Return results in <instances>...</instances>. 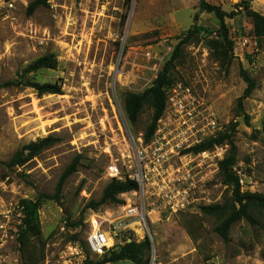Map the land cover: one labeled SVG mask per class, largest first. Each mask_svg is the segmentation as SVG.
<instances>
[{
    "label": "rangeland",
    "instance_id": "374dc122",
    "mask_svg": "<svg viewBox=\"0 0 264 264\" xmlns=\"http://www.w3.org/2000/svg\"><path fill=\"white\" fill-rule=\"evenodd\" d=\"M33 1L0 0V83L17 78L38 58L54 54L57 68L38 72L35 81L62 86L63 95H39L32 88L0 89V224L7 212L12 224L18 223L21 200L54 195L65 170L80 157L59 201H45L40 209L41 240L46 243L40 264L46 260L60 264L75 235L87 254L88 220L93 213L108 216L113 209L87 207L101 198L109 183L103 174L108 160L97 148L110 142L117 126L112 104L116 100L124 111L126 92L140 94L153 85L178 37L194 24L199 7L198 0H48L29 14ZM207 1L235 14L226 19L234 42L232 64L225 68L215 60L203 32L182 46L171 77L204 98L222 132L232 133L238 156L235 169L244 172L242 190L264 193V40L252 35V20L237 11L242 0ZM250 1L252 9L264 15V0ZM197 24L212 32L209 39L219 38L214 14L199 13ZM241 69L257 83L242 109L238 100L247 84ZM150 115L145 108L139 123L130 124L132 131H144ZM50 135L60 142L23 166H9L17 151ZM223 146L225 158L230 147ZM231 193L215 169L212 204H223ZM260 220L257 228L239 222L225 243L215 233L216 217L203 215L200 209L188 212L177 222L155 227L149 264H264V214ZM64 221L68 224L63 230ZM2 233L0 264H21L14 233L1 240Z\"/></svg>",
    "mask_w": 264,
    "mask_h": 264
},
{
    "label": "built area",
    "instance_id": "2783aa9c",
    "mask_svg": "<svg viewBox=\"0 0 264 264\" xmlns=\"http://www.w3.org/2000/svg\"><path fill=\"white\" fill-rule=\"evenodd\" d=\"M247 44L249 39L245 38L243 46ZM165 94L164 114L148 142L144 131H132L116 100L112 104L117 126L110 142L105 140L97 148L108 160L103 174L109 181L134 182L137 188L119 194L121 203L111 205L108 216L93 213L88 220L90 256H103L125 240H148L154 246L158 224L177 222L188 212L212 205L210 188L226 148L218 145L202 152L194 148L222 132L220 120L207 101L182 82L168 87ZM235 172L243 185V173ZM9 213L0 224L1 240L10 232L17 238L24 217L19 207L18 223L13 225ZM67 224L63 222V230ZM87 260L88 254L74 241L60 264H87ZM44 264L49 263L46 260Z\"/></svg>",
    "mask_w": 264,
    "mask_h": 264
},
{
    "label": "trees",
    "instance_id": "16d2710c",
    "mask_svg": "<svg viewBox=\"0 0 264 264\" xmlns=\"http://www.w3.org/2000/svg\"><path fill=\"white\" fill-rule=\"evenodd\" d=\"M48 0H35L28 7L29 14H32L39 6L47 5ZM199 13L207 12L214 14L219 25V38H211L212 32L208 29L198 26L199 13L195 14L194 24L184 34L178 37V42L170 59L164 65L162 71L158 74L153 85L143 93L137 94L126 92L124 94V111L126 118L131 125H136L140 121L141 114L145 108L151 111L150 122L144 129L145 140L148 142L156 128L158 121L162 118L166 107L165 90L174 85L171 72L175 67V62L179 58L181 48L188 44L193 37L203 32L208 36V45L213 56L223 67L229 68L233 61L234 42L229 36L227 18H232L235 14H228L221 6L213 5L207 0H198ZM237 11H243L247 17L252 20V35L260 42L264 40V15L253 10L250 0H242L236 5ZM58 66L57 57L54 54L44 55L33 63L25 67L18 73L17 78L0 83V89L4 88H32L39 95H63L62 86L57 84H40L35 81V76L43 70L56 69ZM241 76L247 88L244 94L239 98V106L243 108V100L250 97L256 89L257 83L248 73L241 69ZM234 131V127L231 132ZM60 140L50 135L39 138L37 141L24 146L17 151L9 162V166H23L39 156L44 151L52 148ZM229 145L230 149L225 158L219 162V174L223 178V183L231 188V197L223 204H212L210 206L200 207L203 215L214 216L219 220L215 228L217 233L225 243L230 242V233L233 227L241 221L247 222L252 228L260 227L261 216L264 214V193L243 191L240 179L235 172L238 164L237 146L234 142L232 133L220 132L217 137L207 139L197 145L194 150L202 152L213 149L218 145ZM80 164V157H77L71 165L65 170L59 180L57 191L54 195H40L36 199L21 200L20 206L23 212L21 225L17 241L19 244L21 264H40L45 260L46 243L41 240L42 224L40 221V209L45 201H59L65 181L75 173ZM244 173V172H243ZM84 182L78 188V192L83 189ZM137 188L134 182L109 181L103 190V194L98 201H91L87 205L89 209L98 210L102 206L121 203L118 199L119 194L129 192ZM72 225V224H71ZM75 227L78 224L74 225ZM73 241H78V235L73 236ZM152 245L148 240L142 242L132 241L123 244H116L115 248L103 256L93 260L88 251L87 264H116L127 261L134 264H149L151 260Z\"/></svg>",
    "mask_w": 264,
    "mask_h": 264
}]
</instances>
